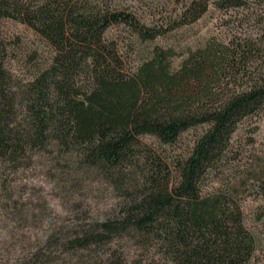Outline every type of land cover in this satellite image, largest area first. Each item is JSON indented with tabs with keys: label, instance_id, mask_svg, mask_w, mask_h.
<instances>
[{
	"label": "trees",
	"instance_id": "1",
	"mask_svg": "<svg viewBox=\"0 0 264 264\" xmlns=\"http://www.w3.org/2000/svg\"><path fill=\"white\" fill-rule=\"evenodd\" d=\"M146 1L0 0V19L26 25L47 48L26 84L11 79L0 48V174L51 147L74 165L68 177L99 175L119 196L111 217L50 234L26 264H122L106 247L122 237L156 247L166 264H264L252 262L255 241L237 189L264 196V150L238 163L234 143L264 118V70L253 68L259 44L208 43L172 66L169 48L134 63L123 42L166 36L211 3L246 2ZM115 28L124 33L109 34ZM145 137L177 151L162 156ZM231 166L239 174L223 182L219 174ZM213 180L220 186L207 191Z\"/></svg>",
	"mask_w": 264,
	"mask_h": 264
},
{
	"label": "rangeland",
	"instance_id": "2",
	"mask_svg": "<svg viewBox=\"0 0 264 264\" xmlns=\"http://www.w3.org/2000/svg\"><path fill=\"white\" fill-rule=\"evenodd\" d=\"M160 1L162 0L146 2L160 6ZM245 2L243 7L228 9H217L211 3L206 13L197 21L151 42L131 41L130 45L129 39L124 37L123 42L130 50L129 58L134 59L135 63L149 56L156 47L169 48L172 52L170 63L176 66L189 49L208 43L225 44L229 40L251 37L260 48L258 59L252 66L256 71H262L264 0ZM170 7L169 4L166 9ZM118 32L124 33L115 28L109 34ZM1 47L5 49L4 68L15 83L29 82L32 78L31 70L42 63L47 54L45 44L40 42L31 29L9 18L0 19ZM33 49H36V53L32 52ZM33 54L35 57L30 59ZM255 124L258 127L253 134L248 126H244L235 135L234 143L241 158L238 163H243L250 154L259 155L264 150V118ZM188 137L189 134L181 137L182 145ZM249 137L253 138V142L248 141ZM144 142L162 156H170L177 151L168 147L161 150L152 137H145ZM51 152V147L35 149L29 152V160L23 165L0 174V264H26V259L33 252L39 251L35 249L45 247L50 234L65 232L79 224L102 220L115 213L119 196L110 183L95 174H72L68 177L69 174L66 175L65 171L74 168V165L72 167L65 158L57 159V154ZM236 170L231 166V169L219 174V179L226 182L228 176L235 175V172L239 174ZM219 186L220 183L213 180L206 190L211 191ZM237 189L244 224L255 241L252 262L264 263V196L242 190L239 186ZM106 247L119 256L122 264L167 263L156 247L140 245L128 237L115 239ZM74 263L72 260L68 264Z\"/></svg>",
	"mask_w": 264,
	"mask_h": 264
}]
</instances>
